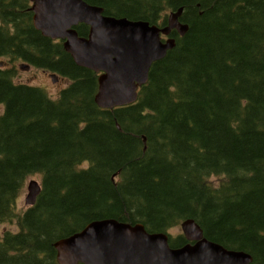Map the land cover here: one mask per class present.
Wrapping results in <instances>:
<instances>
[{
	"label": "trees",
	"instance_id": "1",
	"mask_svg": "<svg viewBox=\"0 0 264 264\" xmlns=\"http://www.w3.org/2000/svg\"><path fill=\"white\" fill-rule=\"evenodd\" d=\"M84 1L160 27L184 8L189 32H174L135 104L101 109L99 75L35 29L30 0H0V224L18 227L0 232V264H58L55 242L107 219L149 233L194 220L264 264V0ZM17 63L68 85L53 98L17 82ZM36 174L41 194L19 210Z\"/></svg>",
	"mask_w": 264,
	"mask_h": 264
},
{
	"label": "water",
	"instance_id": "2",
	"mask_svg": "<svg viewBox=\"0 0 264 264\" xmlns=\"http://www.w3.org/2000/svg\"><path fill=\"white\" fill-rule=\"evenodd\" d=\"M33 24L43 36L63 41L76 64L98 74L96 104L115 109L137 102L138 90L146 85L153 64L176 46L177 32L184 37L189 25L181 21L184 8L167 16L159 27L145 21L106 16L104 9L84 0H31ZM90 27L81 37L75 27ZM1 66V64H0ZM54 83L58 76L52 74ZM146 140V139H145ZM26 204L34 206L41 185L32 180L27 187ZM187 240L194 242L172 248L165 233H149L141 224L114 219L94 221L82 231L57 241L54 246L59 264H251L253 257L229 250L204 237L194 220L181 224Z\"/></svg>",
	"mask_w": 264,
	"mask_h": 264
},
{
	"label": "rangeland",
	"instance_id": "3",
	"mask_svg": "<svg viewBox=\"0 0 264 264\" xmlns=\"http://www.w3.org/2000/svg\"><path fill=\"white\" fill-rule=\"evenodd\" d=\"M17 68H18V76L15 79L17 82L44 88L47 90L48 94L53 98H56L59 92L68 85V81L62 78H59V80L56 83H54L52 79L50 78V74L47 72H44L43 70L32 68L30 66L23 68L20 63H17ZM3 111H4V107H0V115L3 113ZM32 180H35L41 183L42 176L39 174H36V175L30 176L27 179L25 187L22 191V194L20 198L18 199L17 208L19 210H26L28 208L25 204L27 194H28L27 187ZM7 230L17 232L18 227L17 225H13L10 223L0 224L1 233ZM169 234L170 236H172V239H174L179 234H183V233H182L181 227L178 226V227H175L174 229H171Z\"/></svg>",
	"mask_w": 264,
	"mask_h": 264
}]
</instances>
